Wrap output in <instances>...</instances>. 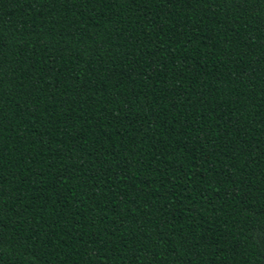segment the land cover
<instances>
[{"label": "trees", "instance_id": "obj_1", "mask_svg": "<svg viewBox=\"0 0 264 264\" xmlns=\"http://www.w3.org/2000/svg\"><path fill=\"white\" fill-rule=\"evenodd\" d=\"M264 0H0V264H264Z\"/></svg>", "mask_w": 264, "mask_h": 264}, {"label": "snow or ice", "instance_id": "obj_2", "mask_svg": "<svg viewBox=\"0 0 264 264\" xmlns=\"http://www.w3.org/2000/svg\"><path fill=\"white\" fill-rule=\"evenodd\" d=\"M262 242H264V240H262Z\"/></svg>", "mask_w": 264, "mask_h": 264}]
</instances>
